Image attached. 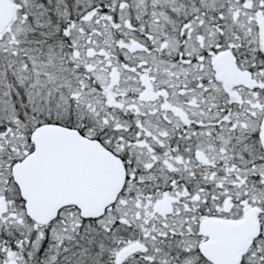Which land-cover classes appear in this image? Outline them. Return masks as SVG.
<instances>
[{
    "label": "snow or ice",
    "instance_id": "snow-or-ice-1",
    "mask_svg": "<svg viewBox=\"0 0 264 264\" xmlns=\"http://www.w3.org/2000/svg\"><path fill=\"white\" fill-rule=\"evenodd\" d=\"M0 264H264V0H0Z\"/></svg>",
    "mask_w": 264,
    "mask_h": 264
}]
</instances>
